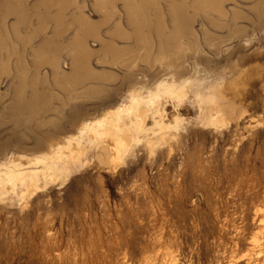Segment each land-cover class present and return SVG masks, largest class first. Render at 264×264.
<instances>
[{
	"label": "rangeland",
	"instance_id": "obj_1",
	"mask_svg": "<svg viewBox=\"0 0 264 264\" xmlns=\"http://www.w3.org/2000/svg\"><path fill=\"white\" fill-rule=\"evenodd\" d=\"M183 1L179 43L92 65L75 112L18 127L2 100L0 264H264V0Z\"/></svg>",
	"mask_w": 264,
	"mask_h": 264
},
{
	"label": "bare ground",
	"instance_id": "obj_2",
	"mask_svg": "<svg viewBox=\"0 0 264 264\" xmlns=\"http://www.w3.org/2000/svg\"><path fill=\"white\" fill-rule=\"evenodd\" d=\"M71 1L0 0V104L3 103L2 100L9 98V103L6 107H3V112H6V108L9 107L11 113L15 114L11 120L16 121L18 124L15 122L14 125L24 124L31 126V120L35 121L37 126L43 123L41 122L42 120L38 122L42 119L41 117H45L55 107L59 111L58 107L63 104L65 108L62 106L60 111L57 112L58 114L56 113L59 115L63 109H66L67 101L69 102V107L71 106V111L75 112L76 108L73 103L76 99H79L78 97L81 93L83 96V92H80V90L87 94L88 89H90L87 86L92 87V85H88L89 82L91 84V81L94 80L92 77H95V75L91 77V74H94L92 65L112 66L111 63L126 59L128 55L129 57L130 55L132 57L140 56L141 52H143L144 56L147 55L145 54L146 52L154 58L153 54L159 52V50L166 47V49H169L168 43L171 40L178 41L181 37V30L177 28L176 24L184 18L182 13L185 14L184 7H187L184 4L187 2L183 0L181 2L178 1L180 5L176 4V0L175 2L171 0L168 3L169 6L171 4L170 7L166 3L167 7L172 10L171 18L174 19L173 30L171 29L169 36L161 33L162 39L157 41L159 35L155 33L156 30L159 33L162 31V28L160 29L158 25L161 27L163 24V17L160 16L157 19L159 21L161 18L159 24L155 13H150V11H153L152 5H155L157 1L94 0V3L92 2L94 5L88 6L89 14L96 15L97 13L98 16L102 14L99 22L90 21V15H85L84 12L87 5H85V0L80 2L81 4L83 3L80 6H78L80 3L75 4L78 0L72 1L74 4L70 5ZM222 2L223 0H194L191 6L196 3L197 7L200 5L199 10L204 5L206 9L204 6L202 7H204L203 9L206 12H208L207 10H213L221 13L224 11L222 8L225 7H222ZM226 2L228 3L229 1ZM119 3L120 6L118 5ZM160 4L158 7V4H156L157 9H155V6L154 9L158 10ZM73 5L76 6V9ZM68 6H72L75 11L73 13L69 12V15L66 13L68 15L66 16L65 11ZM193 7H196V5ZM196 8L194 10L196 12L199 11ZM203 9L201 12H205ZM186 12L188 14L189 10ZM157 15L159 16L160 14L158 13ZM221 18L224 19V17ZM218 21L216 20V22ZM210 23L212 25L215 24ZM107 24H110L111 30L103 34L100 30ZM147 31L149 38L146 39L144 34ZM92 39L97 45L94 46L89 43ZM96 46H99L97 50H95ZM92 47L95 48L92 49ZM162 55L163 53L159 56L163 57ZM170 56L169 54L168 57ZM54 86L57 87L60 93L52 90V87L55 88ZM61 93L66 96L67 101H60V103L62 102L60 105H54L53 107L54 101L61 100ZM82 96H80L82 99L85 98ZM62 100L66 99L63 98ZM56 103L59 104V102ZM1 118L4 119V117ZM46 118L44 119L46 120ZM3 122L4 124L7 123L5 119ZM28 126H24L26 130Z\"/></svg>",
	"mask_w": 264,
	"mask_h": 264
}]
</instances>
